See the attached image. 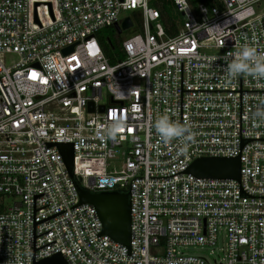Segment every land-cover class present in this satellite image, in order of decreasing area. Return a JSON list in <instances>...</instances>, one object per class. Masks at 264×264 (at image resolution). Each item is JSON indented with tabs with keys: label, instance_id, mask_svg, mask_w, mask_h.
<instances>
[{
	"label": "built area",
	"instance_id": "built-area-1",
	"mask_svg": "<svg viewBox=\"0 0 264 264\" xmlns=\"http://www.w3.org/2000/svg\"><path fill=\"white\" fill-rule=\"evenodd\" d=\"M159 1L0 0V264H264V79L224 71L264 55V0H171L173 22ZM162 115L194 139L163 142ZM62 144L83 188L130 192V248L79 205ZM199 158H239L241 180L188 172Z\"/></svg>",
	"mask_w": 264,
	"mask_h": 264
},
{
	"label": "water",
	"instance_id": "water-1",
	"mask_svg": "<svg viewBox=\"0 0 264 264\" xmlns=\"http://www.w3.org/2000/svg\"><path fill=\"white\" fill-rule=\"evenodd\" d=\"M133 26L130 17H126L121 25H116L119 34ZM72 47L65 50L69 52ZM101 111L104 106L100 107ZM93 111V104L90 105ZM70 175L77 188L80 203L92 205L102 223V235L109 236L114 242L130 248L131 242V194L129 191H89L83 188L74 176V149L71 144L59 145ZM188 172L206 179H234L241 180V163L239 158H199L195 160ZM34 264H69L61 254L54 255L35 262Z\"/></svg>",
	"mask_w": 264,
	"mask_h": 264
},
{
	"label": "clouds",
	"instance_id": "clouds-1",
	"mask_svg": "<svg viewBox=\"0 0 264 264\" xmlns=\"http://www.w3.org/2000/svg\"><path fill=\"white\" fill-rule=\"evenodd\" d=\"M230 56L231 59L224 69L229 78L250 75L257 79H264V55L258 54L255 48L245 45L231 53ZM254 116L264 120V106H258ZM114 127V124L109 127L108 134L110 136ZM154 128L165 143L180 140L186 144L195 136L189 126L181 124L179 121H172L168 115L159 116L154 122Z\"/></svg>",
	"mask_w": 264,
	"mask_h": 264
},
{
	"label": "rangeland",
	"instance_id": "rangeland-1",
	"mask_svg": "<svg viewBox=\"0 0 264 264\" xmlns=\"http://www.w3.org/2000/svg\"><path fill=\"white\" fill-rule=\"evenodd\" d=\"M168 11L170 13L171 16H174L175 15V12L173 10V8L171 7H168ZM132 15V11H128V12H124L122 17L124 16H131ZM137 28H132V29H129L127 31H123L120 35H118L117 31H115L114 29L112 28H108V29H105L103 30V32L101 33V36H103L105 39H107V37H110V39L115 43L117 44L119 41L131 36L134 31H136ZM9 203L12 202V198H10L9 200ZM224 247V243L222 240H220V242L218 243L216 249H220V248H223ZM189 252H191L192 254H196V255H206L209 259H213L214 256L213 255H209L210 253V250H201V249H191L189 250Z\"/></svg>",
	"mask_w": 264,
	"mask_h": 264
},
{
	"label": "trees",
	"instance_id": "trees-1",
	"mask_svg": "<svg viewBox=\"0 0 264 264\" xmlns=\"http://www.w3.org/2000/svg\"><path fill=\"white\" fill-rule=\"evenodd\" d=\"M193 3H196L197 1H205L208 2L209 0H191ZM155 5L162 10V13L164 15H167L169 18V21L173 22L178 16L174 15L171 16L169 11H168V7H172V3L171 0H160L159 3H155ZM102 38V44L103 47L106 51V53L108 55H112V48H116V44L110 39V37H107V39H105L103 36Z\"/></svg>",
	"mask_w": 264,
	"mask_h": 264
}]
</instances>
